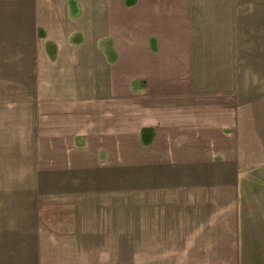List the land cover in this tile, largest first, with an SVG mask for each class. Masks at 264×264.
I'll use <instances>...</instances> for the list:
<instances>
[{
    "label": "crops",
    "instance_id": "1",
    "mask_svg": "<svg viewBox=\"0 0 264 264\" xmlns=\"http://www.w3.org/2000/svg\"><path fill=\"white\" fill-rule=\"evenodd\" d=\"M1 185L0 264H264V0H0Z\"/></svg>",
    "mask_w": 264,
    "mask_h": 264
},
{
    "label": "rangeland",
    "instance_id": "2",
    "mask_svg": "<svg viewBox=\"0 0 264 264\" xmlns=\"http://www.w3.org/2000/svg\"><path fill=\"white\" fill-rule=\"evenodd\" d=\"M1 181H3L1 179ZM68 190V187L66 186H61V187H13L10 185H1L0 186V195H7V194H13V193H63L64 189ZM72 188L71 190L73 191L74 187H69ZM78 188V187H75ZM94 189H100L98 187H92L93 192H107V191H94ZM69 190V191H71ZM115 192V188L109 189V192ZM117 192H120L119 189ZM123 193H159V192H167V187H150V186H138V185H125L123 187Z\"/></svg>",
    "mask_w": 264,
    "mask_h": 264
}]
</instances>
